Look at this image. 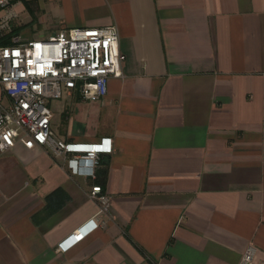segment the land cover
I'll return each instance as SVG.
<instances>
[{
  "label": "crops",
  "instance_id": "crops-1",
  "mask_svg": "<svg viewBox=\"0 0 264 264\" xmlns=\"http://www.w3.org/2000/svg\"><path fill=\"white\" fill-rule=\"evenodd\" d=\"M30 1L116 24L125 58L104 96L48 102L58 137L111 142L95 178L43 145L0 153V264H238L250 242L264 264V0H16L21 25Z\"/></svg>",
  "mask_w": 264,
  "mask_h": 264
},
{
  "label": "built area",
  "instance_id": "built-area-1",
  "mask_svg": "<svg viewBox=\"0 0 264 264\" xmlns=\"http://www.w3.org/2000/svg\"><path fill=\"white\" fill-rule=\"evenodd\" d=\"M16 0H0V153L16 140L27 147L43 145L54 156L63 158L72 172L96 177L103 142L87 145L60 138L52 128L50 99L60 98L66 90H78L83 98L104 96L111 77L123 75L125 55L119 47L116 24L69 26L45 37H24L12 33V20L18 15ZM92 198L100 202V212L108 211L110 195L100 183L92 186ZM99 225L97 215L91 218ZM73 242L85 232L77 228ZM257 246L250 242L238 264H262Z\"/></svg>",
  "mask_w": 264,
  "mask_h": 264
},
{
  "label": "rangeland",
  "instance_id": "rangeland-1",
  "mask_svg": "<svg viewBox=\"0 0 264 264\" xmlns=\"http://www.w3.org/2000/svg\"><path fill=\"white\" fill-rule=\"evenodd\" d=\"M24 2V0H21ZM32 11L34 14H27V18L30 16L33 18L31 22H28L27 25L22 23L19 24L17 20H25L24 14H18L12 20V26H20V34L24 37H45L48 38L49 35L55 34L58 32L62 25L65 23V19H61L59 17H55L54 14H41L38 8L37 1L29 2ZM29 19V18H28ZM24 25V26H23Z\"/></svg>",
  "mask_w": 264,
  "mask_h": 264
},
{
  "label": "trees",
  "instance_id": "trees-1",
  "mask_svg": "<svg viewBox=\"0 0 264 264\" xmlns=\"http://www.w3.org/2000/svg\"><path fill=\"white\" fill-rule=\"evenodd\" d=\"M12 33H19V28L12 26V31L9 34H12ZM9 41H10V39L8 36L0 38V43H7Z\"/></svg>",
  "mask_w": 264,
  "mask_h": 264
}]
</instances>
